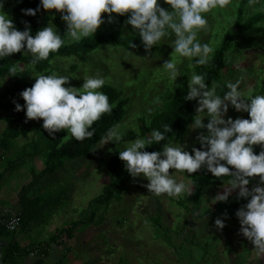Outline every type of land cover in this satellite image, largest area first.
<instances>
[{
  "label": "rangeland",
  "instance_id": "obj_1",
  "mask_svg": "<svg viewBox=\"0 0 264 264\" xmlns=\"http://www.w3.org/2000/svg\"><path fill=\"white\" fill-rule=\"evenodd\" d=\"M239 2L240 0H229L227 6L216 14L218 22L227 24L232 18L234 20L235 6ZM3 3V11L11 17L10 6H14L13 0H3ZM161 7L171 10L165 3H162ZM248 8L250 12L253 11L252 7ZM262 8L264 12V5ZM207 15V30L199 33V39L209 43L215 51L223 32H214L216 22L213 11ZM122 36L133 37L136 42L138 41L136 45L140 50L103 45L90 55L84 56V60H78L76 57L59 58L52 64L50 74L57 72L71 78L65 87L81 88L85 74L99 73L106 78V85L120 91L125 110L120 130L125 137L119 144L98 143L88 156L65 161L61 169L44 176L37 184L35 193L43 197L50 206L39 215L38 222L54 223L50 231L52 234L56 229H66L73 222L80 220L88 222L93 215V221L80 228L85 230V236H77L78 239L72 241L74 247L71 251L79 257L83 256L82 264H205V261L210 264H256L257 261L264 264V256L254 252L255 246L241 234L239 220L234 223L224 222L225 227L221 230L216 225L204 222L203 219L192 220L187 217V221L190 219V222L186 226L187 214L179 202L189 206L188 197L170 198L166 194L161 196L151 194L145 187L149 181L143 176L133 179L129 191L115 197L109 205L95 204L89 208L90 202L100 196L104 186L108 184L107 163L111 156L119 154L123 143L135 141L138 135H141L139 132L141 122L150 124L154 114L163 109L174 90L183 83L181 76L178 77L176 84L170 83L162 69L164 62L171 59L174 51L170 44L164 43L146 51L139 33L127 22ZM72 43L74 42H66ZM245 43L247 48L252 42ZM238 52L241 53L237 54ZM242 53L246 58L241 67L246 70H239L241 67H236L235 63H228L221 82H234L243 77L241 87L245 92L251 89L253 94H264L261 90L264 86V59H261L259 54L254 55V52L240 51L236 48L227 56L232 61L233 57H236L235 61H238ZM176 60L181 71L189 62L187 58L176 57ZM28 68L31 72L27 80L35 83L34 75L37 73L31 70L32 67L16 66L17 70L24 71ZM13 82L9 78L0 80L1 102L6 103L10 100L9 90ZM15 116V110H0V141L6 129L5 119ZM229 117L233 120L250 119L248 113L237 112L231 105L225 119ZM208 122L205 118L204 123ZM201 134L207 135V129L189 128L187 135L177 142L186 146L185 150L190 152L200 143L197 137ZM69 138L70 136H66L64 140ZM31 139V135L21 136L12 143L8 152L0 146V208H7L14 214L21 209L19 204L21 188L34 179H39L44 168L43 158L38 157L39 160L36 161L26 155L32 152ZM23 149L27 150L23 156L25 158L18 161L19 167L14 166L13 170H8L9 166L23 154ZM175 171L170 169V173ZM177 178L189 181L185 174H178ZM218 192H223V186L212 187L207 191L201 213L204 214L215 205L211 201ZM238 193L239 191L232 192L231 197ZM156 217L160 218L159 228L151 221ZM20 235L21 245L31 246L41 242L38 241V236L28 237L27 234L22 235L21 231L12 233L10 237L18 239ZM206 245L207 255L204 257V253L199 251L198 247L206 248ZM87 251L92 255H87Z\"/></svg>",
  "mask_w": 264,
  "mask_h": 264
},
{
  "label": "clouds",
  "instance_id": "obj_2",
  "mask_svg": "<svg viewBox=\"0 0 264 264\" xmlns=\"http://www.w3.org/2000/svg\"><path fill=\"white\" fill-rule=\"evenodd\" d=\"M163 2L171 10L161 7L159 0H40L44 10L62 13L67 25L66 35L62 37L52 23L34 36L27 22L26 30H18L3 11L4 3L0 0V60L24 50V55H31L33 67L45 60L53 63L50 56L58 53L66 42L80 43L93 36L104 23V13L109 14V22H112L113 13L127 15V24L139 33L146 51L164 43L170 44L174 51L162 69L169 82L176 84L178 77L182 76L176 57L188 59L190 74L185 99L198 101L197 115L190 128L207 129V135L197 137L203 150L193 148L190 153L185 150L186 146L173 143L168 138L172 127L163 124L162 131L153 129L146 136L138 135L135 141L123 143L119 159L125 162L126 170L134 179L141 176L147 179L149 183L145 187L156 196L192 195L191 181L178 179V174L190 176L206 168L214 177L225 178L223 192H218L211 203L227 202L237 189L238 198L250 197L246 206L236 213L241 224L240 232L255 246L254 252L264 256V187L248 188L251 177H260L261 184H264V151L257 155L253 149L254 145H264V94H253L251 89L245 92L241 87L243 77L234 82L212 81L209 86L206 76L195 71L197 67L208 65L214 55L211 45L199 39V33L207 30L205 14L224 9L229 0ZM258 4H264V0H248L249 7L255 8ZM38 10L22 11L25 15L35 16ZM228 62L239 67L238 61L229 59ZM16 70L15 65L9 68L13 76ZM34 77L32 87L20 93L25 105L22 107L16 103V111L26 110L27 120H43V128L51 136L66 130L67 136L76 141L90 140L96 134L95 123L104 114H111L116 106L101 90L107 81L99 73L85 74L81 88L65 87L71 78L57 72L37 73ZM229 105L237 112L248 113L250 119H225ZM205 118L209 121L207 124ZM120 129V124H114L99 142L103 145L121 143L125 135ZM166 140L162 151H145L147 147ZM170 169L176 171L170 173ZM215 225L221 230L225 227L219 218Z\"/></svg>",
  "mask_w": 264,
  "mask_h": 264
},
{
  "label": "trees",
  "instance_id": "obj_3",
  "mask_svg": "<svg viewBox=\"0 0 264 264\" xmlns=\"http://www.w3.org/2000/svg\"><path fill=\"white\" fill-rule=\"evenodd\" d=\"M13 3L14 6H10L12 7V16L10 18L13 20V23L18 30H26L27 22V25H30L31 33L34 36L39 30L47 27L49 23H52L62 37L66 35L67 25L62 19V13L59 11L44 10L40 6V0H13ZM159 3L161 6L164 2L163 0H159ZM263 5L264 4L256 5L255 8H253V11L250 12L248 8V0H240V3L235 6V19L233 20L232 18L233 22L231 20L228 21L227 24L224 22H218L219 19L216 14H219L222 9L213 10V18L216 22V24L214 23V29L216 28L214 32L222 31L223 34L220 35L222 38L218 47L214 51L213 58L209 64L195 69L198 74L206 76V83L209 86L212 81L221 82L223 72L229 63L227 54L232 52L233 48L240 51L254 52V55L259 54L261 59H264ZM23 9L39 10L35 16H29L23 13ZM205 15L208 16L207 14ZM102 19L104 20V23L93 36L82 40L80 43L66 44L58 53L51 55L49 59L55 61L59 58L76 57L78 60H84V56L86 57L90 55V53L99 49L103 45L122 47L127 50H140L138 45H136L138 41L136 42L133 37L122 36V32L125 29V23L128 19L127 15L113 13L112 22H109V14L104 13L102 14ZM245 42L252 43L246 48ZM131 45H135V47H132ZM239 53L241 52H238L237 54ZM245 58L246 57L242 53L238 59L239 67L242 66ZM256 58L260 59L259 57ZM31 59V55L25 56L24 50H22L19 53H14L9 57L0 60V80L9 78L14 81L9 90L11 94L10 100L6 103L0 101V110L16 111V103H19L23 107L26 102L23 100L20 93L25 89L32 87L34 84V82H29L27 80L31 72L29 68L24 71L18 69L13 76L9 71L11 66H29L32 67L31 70H34L35 73L50 74L53 63H50L49 60H45L33 67L30 64ZM235 59L236 57H233L234 62ZM183 68L184 70L181 71L183 83L174 90L170 99H168L165 102L164 107H162L163 109L154 114L151 118L150 124L141 122L139 132L142 136L148 135L153 129H159L162 131L163 124H170L172 127V132L168 133V138L173 143L187 135L190 125L194 122L198 101H187L185 99L188 94V76L190 72L186 65ZM238 69L246 70L243 67ZM258 76L259 79H261L260 74ZM101 90L109 96L110 103H114L116 106L111 114H104L102 118L95 123L94 127L96 129V134L90 140L86 139L80 142L70 137L65 141L64 139H66L67 136L66 130L56 133L55 136H51L43 128V120H27L26 110L19 112L16 111L15 117H7L5 119L6 129L0 141V146L8 152L12 143L16 142L21 136L26 137L31 135L32 152L30 154L26 153V155H28L29 158L32 157L31 159L39 157L44 160V168L39 175V179H34L27 186L22 187L19 192L21 212L18 216L21 226L18 231L21 230L22 232H26L31 230L32 225L38 222L39 215L50 206V204L46 203L43 197H40L35 193V188L39 181L44 176L53 174L61 169L64 166L65 161L88 156L92 148L100 143V138L106 133V131L114 124H120V122H122L125 115L122 93L106 84ZM261 90L264 92V86L261 87ZM167 142L168 141L166 140L162 141L160 144H154L147 147L145 151H162L163 144ZM194 148L201 149V143H198ZM253 149L255 154L258 155L261 151H264V145H254ZM25 150L27 149H23V154L20 155V158L16 162H13L9 166L8 170H13L14 166L17 168L19 167V162L25 158L23 157L25 155ZM191 152L192 150L190 153ZM229 167L230 170L234 171V169H231V166ZM107 169L108 184L104 186L103 193L90 202L89 208L95 204L109 205L115 197L127 193L130 189V182L134 178L126 170L125 162L119 159L118 153L111 156L107 163ZM185 176L191 181L193 186V193L188 197L189 206L184 202H179L180 207L185 211V214H187L185 217L186 226L189 225L190 222V219L187 221V217L192 220H195V218L203 219L204 222L209 223L212 226H215V221L218 218L224 222L230 223L239 220L236 213L238 210L246 206L250 197L248 199L238 198V193L235 196H230L227 202L216 203L210 210H207V212L203 214L201 213V210L203 209L205 194L212 187L224 186L225 178L214 177L206 168H202L198 172L190 174V176L185 174ZM249 179L250 184L248 187H264V184H261L260 182V177H251ZM234 191H239V189ZM93 219L94 216L92 215L88 222L82 220L73 222L67 229L57 231L44 245L35 244L31 246H22L17 239L10 237L12 233L8 232L4 225H0V240H3L6 243L4 249L5 261L7 264H25L31 255L46 256L50 246L56 245L59 247L65 245L68 241L74 239L75 232L79 227L87 226V224L89 225V222L93 221ZM151 221L156 227H160L159 217L152 218ZM213 240L217 241L219 239L213 238ZM207 248V245L206 248L198 247V250L204 253V257L207 255ZM205 264L210 263L205 261ZM256 264H262V262L257 261Z\"/></svg>",
  "mask_w": 264,
  "mask_h": 264
},
{
  "label": "crops",
  "instance_id": "obj_4",
  "mask_svg": "<svg viewBox=\"0 0 264 264\" xmlns=\"http://www.w3.org/2000/svg\"><path fill=\"white\" fill-rule=\"evenodd\" d=\"M36 161L39 160V158H35ZM42 164V163H41ZM12 212V211H11ZM21 212L20 211H16L15 214H19ZM14 213V212H13ZM54 223H49V222H37L36 224L32 225V229L28 230L26 232H22L23 234H27L29 235L28 237H31L32 235L38 236V241L40 240L41 242H38L36 244H42L44 245L45 243H47L50 238L59 230H55V232H53L52 234L50 233L51 226H53ZM69 226H67L68 228ZM49 228V230H47ZM66 228V229H67ZM81 227H79L74 235V239L68 241L65 245L62 246H56V245H52L48 248V254L46 256H40V255H31L25 264H82L83 263V256L79 257L77 256L74 252H72L71 250L73 249L74 246H72L74 244V242L77 238V236L82 237L85 236L84 234H86L85 230L80 229ZM62 230V229H61ZM47 235H46V234ZM46 235V237H44ZM49 235V236H48ZM27 237V238H28ZM21 240V235L18 237L17 241L19 243ZM29 241V240H28ZM31 242V241H30ZM22 244V243H21ZM35 245V244H34ZM24 246V245H22ZM86 253H88L87 255H92V253L89 254V252L87 251Z\"/></svg>",
  "mask_w": 264,
  "mask_h": 264
},
{
  "label": "built area",
  "instance_id": "obj_5",
  "mask_svg": "<svg viewBox=\"0 0 264 264\" xmlns=\"http://www.w3.org/2000/svg\"><path fill=\"white\" fill-rule=\"evenodd\" d=\"M0 225H4L8 232L14 233L20 229L21 223L18 214L7 208H0Z\"/></svg>",
  "mask_w": 264,
  "mask_h": 264
},
{
  "label": "flooded vegetation",
  "instance_id": "obj_6",
  "mask_svg": "<svg viewBox=\"0 0 264 264\" xmlns=\"http://www.w3.org/2000/svg\"><path fill=\"white\" fill-rule=\"evenodd\" d=\"M5 245L6 243L3 240H0V253L2 254V260L5 264H7V262L5 261Z\"/></svg>",
  "mask_w": 264,
  "mask_h": 264
},
{
  "label": "water",
  "instance_id": "obj_7",
  "mask_svg": "<svg viewBox=\"0 0 264 264\" xmlns=\"http://www.w3.org/2000/svg\"><path fill=\"white\" fill-rule=\"evenodd\" d=\"M0 264H5L2 260V254L0 253Z\"/></svg>",
  "mask_w": 264,
  "mask_h": 264
}]
</instances>
